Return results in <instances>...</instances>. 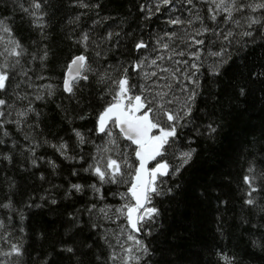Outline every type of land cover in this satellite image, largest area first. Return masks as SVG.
I'll use <instances>...</instances> for the list:
<instances>
[{"label": "snow or ice", "instance_id": "1", "mask_svg": "<svg viewBox=\"0 0 264 264\" xmlns=\"http://www.w3.org/2000/svg\"><path fill=\"white\" fill-rule=\"evenodd\" d=\"M254 260L264 0H0V264Z\"/></svg>", "mask_w": 264, "mask_h": 264}, {"label": "trees", "instance_id": "2", "mask_svg": "<svg viewBox=\"0 0 264 264\" xmlns=\"http://www.w3.org/2000/svg\"><path fill=\"white\" fill-rule=\"evenodd\" d=\"M253 113L256 115V116H261V113H260V106L257 105L254 109H253ZM260 121L258 119H254L253 120V123H259ZM232 243L237 247V249L239 251H241L243 253V251L245 250L246 248V245H245V241L244 239L240 236V233L239 231L237 230V233H236V236L233 238L232 240ZM189 246H192V247H195V245H189ZM253 264H264V262L262 261H258V260H254L253 261Z\"/></svg>", "mask_w": 264, "mask_h": 264}]
</instances>
